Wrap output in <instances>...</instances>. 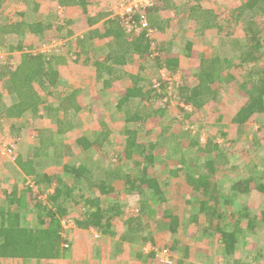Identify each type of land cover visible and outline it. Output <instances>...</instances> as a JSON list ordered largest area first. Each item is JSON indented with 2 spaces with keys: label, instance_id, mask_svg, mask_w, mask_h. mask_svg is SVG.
<instances>
[{
  "label": "trees",
  "instance_id": "trees-1",
  "mask_svg": "<svg viewBox=\"0 0 264 264\" xmlns=\"http://www.w3.org/2000/svg\"><path fill=\"white\" fill-rule=\"evenodd\" d=\"M20 1L24 5V10L20 13L17 21L9 22L8 19H1L0 17L2 20L0 21V53L2 54L0 55V84L5 85L11 98L9 106L1 104L0 118L18 120L29 112L37 119L46 117L51 119L55 127L37 131L35 136L36 143L34 145L28 144V150L32 152L30 151L27 156L24 153H16L14 160L16 161L22 155V159L25 161L20 162L19 167L27 175L34 174L37 170L35 168L37 165L44 166L43 163L39 162L41 158L50 160L52 165H60L63 172L61 176L72 177L73 185L79 187L78 192L80 194H75L77 188H74V186L63 184L61 177H57L55 182H52L50 177L45 178V173L42 174L43 178L41 180L38 177L36 180L32 178L33 184L45 183L47 185L46 190L48 191L52 188V192L47 193L46 197L49 202L46 205H42L43 203L41 202L35 203L36 210L42 209L43 213L38 212L36 225L28 227L22 224L26 216L23 219L21 215L23 210L29 207V204H32L31 202H36V195L32 189L33 185L31 187L27 185L23 190H17L14 187L12 192L6 196L4 203L0 204V264L30 259L46 261L58 259L64 242L62 220L68 213L66 204L67 201L75 197H78L79 200H72L71 205L81 203L83 206L80 216L81 220L77 221L78 227L93 228L104 234H113L115 225L120 223L127 237L124 240L131 239L130 241L134 244L147 242L153 244V234L151 232H148L145 237L137 235L147 225L144 218L148 220L147 216H154V206L165 202L161 184L156 178L149 176L148 170L153 169L156 162L153 154L155 149L166 147L167 153L169 148L165 143L170 141V147L176 153L179 144L177 142L172 144L171 140L173 137L168 136V140L164 137V134L158 136L154 142L141 144L137 142L135 131L126 129L124 133H121L126 137L123 140L122 154H119V156L123 158V161H127L124 162L125 164L130 162L133 164V169L137 170L136 176L124 177V185L127 186L125 192L128 197H138L140 208L135 212H130V216H128L124 210L129 207L123 209L122 204L119 202H111L104 206L102 204L103 198L110 199L113 196H117V194H114L113 183H118L119 176L117 173L120 171V166L112 162L110 165L113 168L108 166L107 169H103L98 165V163H102L101 158L98 161L97 159L91 160L90 165L70 163L68 161V158L73 156L74 152L72 149L74 147L64 145L63 139L65 133L70 131L72 127L64 128V126L68 116L72 117L80 110L77 100L80 91L79 89H73L65 99L57 100L59 103L56 108L50 105L42 107L43 101L39 97L35 85L43 88L55 85L58 73L53 61H56L58 56L47 53L32 54L26 52L22 45L28 33L37 36L44 30H54L55 34H53L51 40L55 38L66 39L67 37L60 36L61 33L59 34V32L67 26L66 24L70 20H66L61 13L55 11L45 16L42 15L43 19L41 20L35 19L33 16L37 13L38 3L35 0ZM49 1H55L58 6L63 8L78 7L85 16L88 14L86 13L88 4L94 0ZM5 2L6 0H0V10ZM157 4L158 0H155L149 15L151 10L157 7ZM188 11H190L189 19L194 20L197 24L199 38L203 37L202 34L206 29L218 27L216 17L210 11L200 8H188ZM30 12L33 16L30 15ZM102 15L104 14L100 13L97 16L101 18ZM259 16H264V0H245L238 7L235 16L233 15L236 23L238 22L242 27L243 41L238 40V38L231 39L230 34L225 37L220 36L218 45L212 48L211 57L202 58L198 69L192 72L191 78L194 83L191 84L187 79L177 81L172 91L168 89V82L163 80L161 75L159 76L158 71L166 69L171 73H175L178 70V61L171 57L167 46L164 44L156 45L155 50L151 51L150 43L152 40L146 36V32L138 25L131 32L125 31L121 27V20L118 16L110 14V21L108 20L109 22H114L115 25L113 27L117 31V36H114L112 44L109 45L104 54L96 55L89 63L95 69V80L97 82L102 81L104 87L108 88L114 81L122 79L125 75L121 68L119 70L115 66L125 65L132 61L133 55L134 57L137 56L139 60L138 67L140 68L138 74L129 76L130 86L123 91L117 92L118 102L115 108L117 112H123L122 116H124V121L127 123H144L151 116V106L153 105L148 100L152 99L156 94L154 93L155 89L159 91L160 99H163L165 95L168 99L173 98L182 102L183 107H180L182 111L188 108L199 109L209 101L217 100L220 90H228L230 83H232L240 93V96L244 98V103L236 110L232 123L244 124L253 119L254 116H263L264 118V33H262L264 24L259 22ZM156 23L158 28L150 26L155 30L161 31L162 27L159 26L160 24L157 21ZM84 40L86 39H83L82 42ZM69 43H72V45L76 43L82 48L76 38L67 41L66 44L68 45ZM185 46L189 51V56L191 54L194 55L191 50L192 44L189 41ZM80 51L82 52L83 50L80 49ZM154 53L157 54L154 55ZM229 54H237V57L229 58ZM78 55V52H76L75 60ZM234 61L237 62L236 65H233ZM247 64H253L255 68L245 73ZM233 66H236L235 70H240L243 73L244 79L242 81H239L230 72ZM153 77L157 78V80H153ZM154 81L157 83V87L154 86ZM165 89L168 92L164 94ZM141 103H147L148 106ZM133 106L138 108L141 106L142 111L132 112L128 110L129 107ZM155 110L160 111L157 108ZM60 112H62L61 115ZM153 114L154 112L152 111ZM160 114L161 112L158 115ZM260 120L262 119L260 118ZM110 134V130L102 126L100 130L94 132L91 139L84 135H79L73 142L80 150H90L94 147L103 148L106 144L112 147L113 144L109 140ZM15 141L16 145L15 142L13 144L14 153L24 143L20 138ZM208 144L206 146L208 149L217 151V145ZM190 145L198 146L200 153L205 151V149L202 150L199 147L198 141L191 142ZM180 152L183 153L184 151L180 150ZM182 153L181 156L185 157ZM133 155H136L142 161L132 159ZM167 158L171 159L173 156L169 154ZM174 160L177 163L176 172L179 173L180 184L183 183L184 187L200 193L203 198L208 196L206 200L201 201H198V196L193 197L201 212L206 215L209 223L205 227L207 233L204 232V235L214 237V240L219 243V249L221 250V255L223 254V259L226 260V264H252L251 262H243L241 259H235L238 249L237 236L247 230V228L241 226V219L235 220L230 228L220 226L219 222H217L218 218H220V212L217 207L221 205L229 207L234 204L238 195H247L252 191L264 194V177L257 178L250 175L244 179L236 180L228 188V192L232 194L229 197H223L219 196L220 192L215 190L212 174L215 166L226 164L225 155L214 154V157L205 160V172L200 171L201 167L198 162L193 160L189 161L185 158H175ZM119 161L116 159V162ZM188 162H191V164ZM263 165L264 160L254 163V170L264 172ZM86 193L88 195L82 198ZM207 200H211L212 204L207 205ZM32 212L29 210L26 212L27 218L32 215ZM237 214L238 218L242 217L239 212ZM260 214L262 220H264V210L260 211ZM243 217L256 218V215L248 214L245 211ZM117 218H119V221ZM115 219L117 223L113 222ZM178 223H180L179 217H170L168 228L172 233L175 232ZM163 227L167 228L165 225ZM170 243L172 246L165 243L164 247L168 249L170 247L169 250L176 253L179 252L181 257L184 255L183 257L187 259L188 252H190L188 247L176 243V240L170 241ZM149 253V256H155L153 251ZM139 254L146 256L142 252Z\"/></svg>",
  "mask_w": 264,
  "mask_h": 264
},
{
  "label": "rangeland",
  "instance_id": "rangeland-1",
  "mask_svg": "<svg viewBox=\"0 0 264 264\" xmlns=\"http://www.w3.org/2000/svg\"><path fill=\"white\" fill-rule=\"evenodd\" d=\"M35 1L38 3V8L36 11L37 13H35L33 16L30 12V15L35 19L41 20L43 19L42 15L45 16L50 12L58 11L55 1H53L52 4H50L48 0ZM215 2L217 4L216 11L218 13V22L220 27L232 29L233 33L238 36L241 26L236 23L234 24L232 18L233 15L235 16L236 11L233 10L235 6H240L245 2V0H230V3L227 6L223 5L224 2L222 0H215ZM119 4H121V0H103L99 10H112L113 12L114 6ZM188 6L191 8L192 5ZM23 10L24 5L20 0H6L4 6L0 10V17L1 19L6 18L10 22H15L19 19L20 13H22ZM63 16H66V14H63ZM69 18H71V16ZM259 18L260 23L264 24V16H259ZM1 19L0 21H2ZM73 23V27L70 25L67 26L68 30H71L72 28V31L75 34L82 32L80 27L82 26L83 22L76 24V22L73 20ZM188 26L189 25L186 26V24H183L182 27H184L185 31H187L185 33H180V37L177 38L176 43L174 41L173 46H170V55L172 53L179 55L182 52L181 49H183L188 41L191 44H194V51L196 52L197 56L193 57L191 60H189V58L184 59L183 62H181V68L177 70L180 80L187 79L191 84H193L194 80L191 78L192 72L197 70L198 66L194 68L192 65H196V62H199V58H205V56H208L209 52L208 48L205 49L202 46V42L199 43L200 38L194 36V34L198 33L196 29L193 31L192 28H187ZM83 27H85V24H83ZM195 27L196 26L193 28ZM217 32L218 31L213 29L212 31L209 30V32H206L205 34L208 37H212L216 36ZM53 34H55L53 29L47 31L44 30L37 36L28 33L25 36L22 45L24 46L26 52H45L49 55L53 54L56 56H64L65 59H69L71 61L74 45H72V43L67 45L66 43L67 41L74 39L75 35L69 36L67 33V28L65 27L59 32V34L60 36H66V39L62 40V38H55L51 40ZM153 40L156 41L158 39L154 37ZM197 40L199 41L197 42ZM164 42L165 41L160 43L164 44ZM156 54L157 53H154V55ZM228 56L229 58L237 57V54H229ZM80 66L81 62H79L77 65H71L70 68L65 69V75L71 76L72 78L70 80L71 86L79 87L81 85L82 88H84L81 92L82 96L77 98L81 111L79 110L77 114L73 115L72 117L68 116V120H66L67 122L64 126V128L72 127L73 129L65 133L63 139L64 145H70L74 147L72 149L74 152L73 156L69 157L68 161L70 163H85L90 165L91 160L97 158L98 161L99 158H101L102 163H98V165L103 169H107L108 166H111L110 163L112 162L118 164L120 166V171L117 173L119 179L118 183L116 182L117 184H115L114 193L117 194V196H113L110 199L103 198L102 204L105 206L111 202H119L122 204L123 209L125 207H129L131 209L130 210L128 208L129 210H124L125 214L130 216V212L132 213L137 211L140 208V205L138 203L137 196L128 197L126 195L125 188H127V186L124 185V177L131 175L136 176L135 174H137V170L133 169L132 163L129 162L125 164L124 162L127 161H123V158L119 156V154H122L124 144L123 140L126 137L121 133H124L126 129L135 131L138 136L137 141L142 144H148L149 142L155 141L156 138H158V136L161 134H164V137H166L168 140V136L173 137L171 142L172 144L176 142L179 144L177 146L178 151L174 153L170 147V141H167L165 144L168 145L169 148L167 151L168 154L166 153L165 149L155 150L154 155L158 156L161 160H157L154 163V168L148 170L149 176L156 178L159 184H161L165 202H163V204L154 206V216H147L148 220L144 218L148 228L146 225L145 229L139 232L137 235L140 237H145L148 232H151L153 236H155V241L151 245L148 243L135 244L134 247L136 248V252L141 251L146 254H149V252L152 251L154 252L155 256L153 258H146V262H144V264H176L177 259L181 258L180 253L169 250L170 247L169 249L164 247L165 243L172 246L170 241L172 240V236H174L177 238L176 243L184 247H188L190 251L188 252L190 253L187 257L188 260L186 259L187 263L225 264L226 260L223 259V254L221 255L219 243L214 240V237H208L207 235H204V232H206L205 227L208 226L209 223L206 219V215L201 212L200 208L193 200L194 196H198V201L206 200L208 196L203 198L200 193L194 192L193 190L184 187L183 183L180 184V181L176 179L179 176V173L176 172L177 163L173 158H179L182 153L180 150H183L184 152L182 154L185 156L183 158L189 161L193 160L198 162L199 166L201 167L200 171H204L205 160L210 157H214V154L225 155L226 164H218L219 166H215L213 171L214 173L212 174V182L215 184V190L220 192L219 196L229 197L232 193L228 192V188L236 180L244 179L250 175H253L257 178L264 177L263 171L254 170L253 167L254 163L256 164V162L264 160L263 116H254V118L249 120L244 126H239L232 123V118L235 115L234 113L237 107L240 106V103H243L244 98L240 96V93L237 91L236 87L230 83L228 90H220L217 100L209 101L199 109H183L182 111L180 110V107H183L182 102L178 100L176 101L173 98L168 99V97L165 95L163 99H160L158 95L159 91L155 89L154 93L156 94L152 97V99L148 100L149 103L151 102V105H153L151 107L154 114L152 115L151 111V116L147 118L148 120L146 119L144 123H127L124 121V116H122L123 112H117L116 108H114V105L111 106L108 104L111 100H113V102H117V99L114 98V94L108 92H103L104 94H102V92H100L99 88L102 86L100 83H96L95 69L90 68L92 66L87 69ZM253 68H255V66L250 64L246 66V70L244 72L247 73ZM162 71H165L162 75L166 79L171 78L167 74L169 70L163 69ZM234 73L237 77H240L241 81L244 79L243 73H241L240 70L236 69L234 70ZM162 75L161 77H163ZM155 79L157 80V78L153 77V80ZM179 79H169L167 81L168 89H171L172 91V89L175 87V82L179 81ZM117 90L119 89L118 85L116 84V91ZM166 92L168 91L165 89L164 94ZM58 103L59 101L56 100L55 104ZM135 104L139 105L138 103ZM141 104L148 106L147 103ZM156 108L160 111H156ZM234 108L236 109L233 110ZM128 110L132 112H139L140 110L142 111V107L140 106L138 108L137 106H133L129 107ZM159 112H161L160 115H158ZM29 114V112L26 113V115L20 120L11 121L12 123L10 126L8 125L9 122L5 121L3 118H0V157L6 159V162L10 163L11 165L12 162H15V156L10 155L4 149L5 146L8 144L13 145L14 142H16L15 139L18 140L20 138L24 142L23 146L20 145L19 149L17 148V151L14 154L24 153V155L27 156L31 151L28 150V144L31 145V142L33 141L36 143V133L34 132V126L32 125L34 117L32 114ZM260 118L262 120H260ZM18 124H21V126ZM53 126L55 127L54 124L52 127ZM102 126L107 127V129H109L111 132L109 140L113 144L112 147L106 144L103 148L94 147L90 150V152H83L79 150V148L74 144L73 141L75 138L81 135L85 129L86 131L84 133H90L91 131H97V129L100 130V127ZM197 141L200 145L199 147H201L202 150L205 149V151L200 153L197 148L198 146L190 145L191 142L193 143ZM208 143L217 145V151L215 152V150L208 149L206 147L208 146ZM169 154H171L173 158H167V155ZM133 158L138 159L140 162L142 161L137 158L136 155H133L132 159ZM116 159L120 161L116 162ZM188 163L191 164V162ZM111 168H113V166H111ZM7 171L8 170H6L4 174L2 173L4 171L0 170V180L2 179V183L4 184L2 190L12 191L13 186H18L20 189H25L27 185L30 187L33 185L32 189L33 193L36 195V202H31L32 204H29V207L23 210L21 216L23 219L26 216L22 224L28 227H34L37 222V213L42 212V209L36 210L35 203L41 202L43 203L42 205H46L49 202L46 197L47 193L51 192L52 188L47 191V185L45 183L41 182L38 185L33 184L32 177H28L26 180L27 182H22V179H19L17 175ZM38 172L39 180L42 179V174L44 173L49 175L52 182H55L57 177H61L63 184L74 186V188H77L75 194H80L78 192L79 187L73 185L72 177L61 176L63 173L61 169L58 171L56 169L44 171V169L40 170V168H38ZM24 182L26 183L24 184ZM87 195L88 194L86 193V196ZM0 196L2 198L0 204H3L4 198L6 199V196H4L2 193H0ZM84 197L85 196L82 198ZM74 199L76 201L79 200L78 197H75ZM72 200L67 201L66 207L68 213L67 216L62 220V234L64 237L62 248H64L66 251L60 253L62 256L59 257V259H68L70 256L73 257L76 251H74L75 237L77 236L76 232L80 229V227L77 225V221L81 220L80 216L82 214L83 206L81 203H78L77 205H71ZM210 204H212V201L207 200V205ZM261 208H264V196L258 195L255 191H252L251 194L245 196L238 195L235 198L234 204L229 207L225 205L217 207V210L220 212V218H218L217 222H219L218 224H220V226L230 228L233 226L232 224L235 220L241 219V226L243 228H247V230L239 233L237 236L238 249L235 254V259H246V262H251L252 264H264V224H262L264 221H262L259 211ZM28 210L33 211L29 218H27L26 215ZM245 211H247L248 214L256 215V218L243 217ZM237 212L242 214V217L240 216V218H238ZM172 216H178L180 223H178L175 233H173V235L170 237L169 233L163 231L162 227L165 225L168 228L170 217ZM114 230H121L119 224L115 225ZM79 235L82 236V234H78V236ZM92 236L97 239L101 236V234L99 231H96V233H92ZM84 249H88L92 252L100 251L101 249L106 251L105 246H98L96 244H84ZM126 252H129L128 248ZM55 261L56 260H51L47 262V264H57ZM6 264H41V262L30 259L26 261L19 260L7 262Z\"/></svg>",
  "mask_w": 264,
  "mask_h": 264
},
{
  "label": "crops",
  "instance_id": "crops-1",
  "mask_svg": "<svg viewBox=\"0 0 264 264\" xmlns=\"http://www.w3.org/2000/svg\"><path fill=\"white\" fill-rule=\"evenodd\" d=\"M45 1H47V0H45ZM222 1L224 2L223 3L224 6H227L230 3V0H222ZM48 2H50V1L48 0ZM102 2H103V0H94L93 2L89 3L87 6V12H86L88 14H86L85 16H84V13L82 12V10L78 7H64L63 8L60 6L61 13L66 14V16H63V17L66 20H70L69 23L66 24L67 26L70 25L71 27H73L74 26L73 20L76 22V24L83 22L82 26L80 27V29H82V32H79V34H75L72 31V28H71V30H68V27L65 26L67 28L68 34L71 36L75 35L74 38L79 40L82 48L79 47L78 44L74 43L71 61L69 59L68 60L65 59L64 56H58L56 61H53L54 67L58 73L56 83L53 87L43 88V87H39V86L35 85V88L38 92V95L43 101L42 107L46 106V105H50L53 108H56L58 106V104H55V101L59 100V99H63V98L65 99L72 92L73 89H79L80 94L78 95V97L82 96L81 92H82V89H84V88H82L81 85L80 86L78 85L81 88L75 87V86L72 87L71 81H70L72 78H71V76L65 75L66 74L65 69L70 68L71 65H77L79 62H81L80 67L86 68V69L89 68L91 66L89 61L91 59L93 60L96 57V55H98L100 53L104 54L106 52V49L109 47V45L112 44V40H113L114 36L115 37L117 36V31L113 27L115 25L114 22H109L110 21L109 20L110 19V12L108 10H99L101 8ZM52 3H53V1L50 2V4H52ZM188 5H192V8H200V9L208 10L211 12L212 15H214L216 17V24H218L217 25L218 27L206 29L205 32H203V34H202L203 37L200 38V41L197 40V42L199 41V43L202 42L201 44L205 49L208 48L209 55L205 56V58L211 57V52L213 50L212 48H214L215 46L218 45V39L220 36L225 37L226 35L230 34L231 39L232 38L233 39L238 38V40L243 41L242 27L240 28V31L238 30L239 31L238 36H236L233 33L232 29L220 27V24L218 22V13L216 11L217 4H216L215 0H158L157 7L155 9L151 10L150 15L148 17L149 25L153 26L154 28H158L156 26V24H157L156 21H157L160 24L159 26L162 27L161 31L156 29V39H158V40H156L157 45H159L158 43L165 41L164 45L167 46V48L170 52V46H173L174 41L176 43L177 38L180 37V33H185L187 31V30L185 31V28L182 27L183 24H186V26L189 25L187 28H192L193 31L196 29V31L198 32L196 22L194 20L189 19L190 11H188V8L190 6H188ZM56 6L58 7L57 3H56ZM238 7H239L238 5L235 6L233 11H237ZM192 8H190V9H192ZM96 13H98V14L102 13L104 15H102L100 18V16H97L98 14H96ZM70 16H71V18H69ZM232 19H233V22L235 24L236 21L234 20V17ZM258 20L260 22L259 17H258ZM72 24H73V26H72ZM83 24H85V27H83ZM236 24H239V23L237 22ZM194 26H196V27L193 28ZM154 28H152V29H154ZM213 29L218 31L216 33V36L208 37L205 33L209 32V30L212 31ZM198 33L194 34V36L198 37L199 36ZM262 33H264V29H262ZM193 38H195V37H193ZM83 39H86V40H84L82 42ZM205 40H206V43H205ZM160 44H162V43H160ZM80 49H82L83 51L81 52ZM181 50H182V52L179 55L174 54V53L171 54V57L175 58L178 61V70L181 68V62H183L184 59L189 58V60H191L193 57L197 56L196 52L194 51V44H192V46H191V50L194 53V55L191 54L189 56V51L186 48V46H184L183 49H181ZM76 52H78L79 55L77 56V59L75 60V53ZM29 53H31V52H29ZM37 53H43V52H36V53H32V54H37ZM17 54H19V53H17ZM0 55H2V54L0 53ZM201 59L202 58H199V62ZM138 61L139 60H138L137 56L134 57V55H133V59L131 62H129L125 65H116L115 67L118 68L119 70L121 68L125 75L123 76L122 79L114 81V83L108 88L104 87V84L102 83V81L101 82L96 81V83H100L102 86L101 88H99L100 92H102V94H104L106 92L114 94V98H116L117 99L116 101L118 102L117 92L123 91L124 89L128 88L130 86L129 76H136L139 72L140 68L138 67ZM199 62H196V65H194L192 62V64H193L192 66L194 68H196L197 66H199ZM236 64H237V62L233 63V65H236ZM247 65H250V64H247ZM235 67L233 66L232 69L230 70V72H232V74L234 76H236L234 73ZM90 68L94 69V67H90ZM89 72H91V71H89ZM163 72H165V71H162V70L158 71L159 76L162 75ZM167 74L169 77H173V78L176 77L178 79L180 78L178 76L179 73H177V72L171 73L169 71ZM237 78L240 81V77H237ZM179 81H180V79H179ZM116 84L118 85V89H119L117 91H116ZM113 89H114V92H113ZM0 95H1L0 108L2 109L1 104L5 105V106H9L11 103V98L8 95V92L5 88V85L0 84ZM117 102H113V100H111L108 104H110L111 106L114 105V108H115L117 105ZM65 105H66V102H65ZM241 105H242V103H240V106ZM240 106H238V107H240ZM238 107H237V109H238ZM235 109L236 108H234L233 110H235ZM80 111H81V109H80ZM235 113H236V111H235ZM61 114H62V112H60V115ZM22 118H20V119H22ZM20 119H18V120H20ZM5 121L9 122L8 125L10 126L12 123L11 121H17V120H13V119H7L6 120L5 119ZM245 124H247V122L244 124H235V125L244 126ZM18 125L21 126V124H18ZM32 125L34 126L33 130L36 133L35 136L37 135V131H39L41 129L53 128L52 127V125H53L52 120L47 118V117L44 119L34 118ZM71 130H73V129H71ZM85 131H86V129L82 132L81 135H84L88 139H91V137H93V135H94V132L91 131L90 133H88V132L84 133ZM135 134H136V132H135ZM136 138L138 140L137 134H136ZM9 140H11V139H9ZM149 143H151V142H149ZM31 144L34 145V141L31 142ZM15 145H16V142H15ZM212 146H214V145H212ZM165 148L166 147H158L155 150H158V149L161 150V149H165ZM90 150L81 149V151H83V152H90ZM155 150H154V152H155ZM154 152H153V154H154ZM22 158H23L22 155L19 156V158L14 163L12 162V165H11L10 163L6 162L7 161L6 159L0 157V170L4 171V172H2L4 174H5L6 170H8L10 173L12 172L13 174L17 175L19 177V179H22V182H23V181H26L28 177H32V178L36 179L39 176L38 168H42V169H44V171L55 170V169L58 171L59 169H61L60 165H52L50 163L51 162L50 160H44L41 158V160L39 162L43 163L44 166L42 165L43 167H41L40 165H37V167H35V168H37V170L34 172V174L27 175L19 167L20 162L22 163L25 161V160L23 161ZM31 158H33V157H31ZM155 158H156V161L161 160L158 156H155ZM179 158H183V157L179 156ZM95 159H97V158H95ZM173 159H175V158H173ZM61 171H62V169H61ZM168 174H169V172H168ZM169 176H170V174H169ZM169 176H167V177H169ZM48 177H49V175L46 174L45 178H48ZM42 178H43V176H42ZM176 179L180 181L179 177H177ZM3 186H4V184L2 183V179H1L0 180V193H2L4 196H7L8 194H10L12 192L11 190H9V191L2 190ZM113 186L115 188V183H113ZM14 187L17 190H20V188L18 186H13V188ZM21 190H23V189H21ZM51 192H52V190H51ZM255 192L260 196H264L263 193H259L257 191H255ZM251 193L252 192H250V194ZM239 196H245V195H239ZM85 197H86V195H85ZM0 199H2L1 196H0ZM5 200L6 199L4 198V201ZM262 210H264V208H261L259 211H262ZM122 219H124V217H122ZM117 220L119 221V218H117ZM262 221H264V220H262ZM113 222L117 223L116 219L113 220ZM118 224H119V226L121 225L120 223H118ZM262 224H264V222ZM162 228H163V231H166L167 233H169L170 237L173 235V233L169 230V228L168 229L165 227H162ZM96 231H98V230L93 229V228H80L76 232L77 236L75 237V243H74V251L75 250L76 251H75V254L73 255V257L70 256L68 259H59L58 258L59 260L58 259H53V260H56L55 262L57 264H144V262H146V258H149V257L153 258L152 256H149L150 253L146 254V253L142 252L146 256H141L139 254V253H141V251L136 252V248L134 247L136 243L134 244L132 241H130L131 239L130 240H128V239L124 240V238H127V237L125 236L123 227H121V230H119V231L113 230V232H114L113 234H104V233L99 231L101 236L97 239H95L92 236V233L93 232L96 233ZM76 233H75V235H76ZM78 234H82V236H80V235L78 236ZM154 237L155 236H153V242L155 241ZM174 238L175 237L172 236L171 241H174L177 239V238H175V239ZM147 243L151 245V243H149V242H147ZM84 244L85 245L96 244L98 246H105L106 251L101 249L100 251H93L92 252L88 249H84ZM127 248L129 250L128 253L126 252ZM63 251H66V250H64V248H62L61 253H63ZM189 254L190 253H188V255ZM61 256L62 255L60 254V257ZM183 256L180 259H177L176 264H180V263L191 264V262L187 263L186 261L188 259L186 260ZM37 261H40L41 264H47V262H49L51 260H47V261L46 260H37ZM242 261L246 262V259H242ZM6 263H3V264H6Z\"/></svg>",
  "mask_w": 264,
  "mask_h": 264
},
{
  "label": "built area",
  "instance_id": "built-area-1",
  "mask_svg": "<svg viewBox=\"0 0 264 264\" xmlns=\"http://www.w3.org/2000/svg\"><path fill=\"white\" fill-rule=\"evenodd\" d=\"M154 0H121V4L115 5L113 9V15L118 16L121 20V27L127 32H131L136 25L146 32V36L153 40L156 37V30L152 29L148 22V11L153 6ZM58 13H61L60 6L57 7ZM154 42L150 43L151 51H154ZM167 75V74H166ZM163 76V75H162ZM164 77V76H163ZM162 77V78H163ZM169 79L175 80L176 78L165 77L163 80ZM154 86L157 87V83L154 81ZM190 110V108H188ZM4 149L12 156H14V145L8 144ZM63 224V222H62Z\"/></svg>",
  "mask_w": 264,
  "mask_h": 264
},
{
  "label": "clouds",
  "instance_id": "clouds-1",
  "mask_svg": "<svg viewBox=\"0 0 264 264\" xmlns=\"http://www.w3.org/2000/svg\"><path fill=\"white\" fill-rule=\"evenodd\" d=\"M154 4H155V0H154V3H153V6H154ZM153 6H152V7H153ZM152 7H151V8H152ZM151 8H150V9H151ZM150 9H149V11H150ZM149 11H148L147 17H149ZM109 12H110V14H112V16H115V15H113L112 10H109ZM152 41H153L154 44H155V45H154V50H155V47H157V46H156V45H157V42H156L155 40H152Z\"/></svg>",
  "mask_w": 264,
  "mask_h": 264
}]
</instances>
